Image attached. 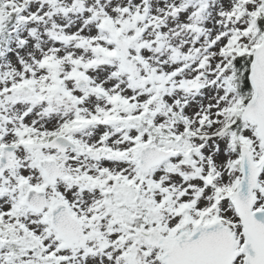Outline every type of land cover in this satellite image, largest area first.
<instances>
[{
	"label": "snow or ice",
	"instance_id": "6c2138e0",
	"mask_svg": "<svg viewBox=\"0 0 264 264\" xmlns=\"http://www.w3.org/2000/svg\"><path fill=\"white\" fill-rule=\"evenodd\" d=\"M0 264H264V0H0Z\"/></svg>",
	"mask_w": 264,
	"mask_h": 264
}]
</instances>
